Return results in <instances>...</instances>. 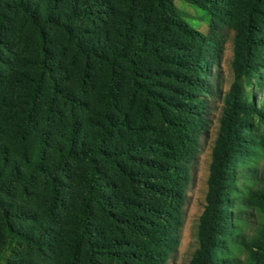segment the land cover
Returning a JSON list of instances; mask_svg holds the SVG:
<instances>
[{
	"label": "trees",
	"instance_id": "16d2710c",
	"mask_svg": "<svg viewBox=\"0 0 264 264\" xmlns=\"http://www.w3.org/2000/svg\"><path fill=\"white\" fill-rule=\"evenodd\" d=\"M136 1L125 0V11H116L112 0H0L6 54L0 84L24 86L16 105L0 97V137L3 113L18 118L9 131L18 146L0 145V218L28 252L29 263L20 264H45L44 252L60 248L64 264H168L179 245L224 29L232 31L233 79L222 99L197 247L187 264H264V99L248 91L264 88V0H185L205 13V34L180 18L172 0H140L133 11ZM7 16L35 39V56H21L19 65L34 70L32 76L16 71L4 79L9 58L17 56L3 38L8 31L2 35ZM51 31L62 36L59 54L51 49ZM66 52L78 59L72 83L60 64ZM94 67L102 68L98 111L79 123ZM53 126L60 142L53 162L43 165ZM31 135L26 150L21 144ZM72 165L80 167L79 188L67 237L44 223L13 233L11 225L32 217L20 208L8 213L11 190L18 188L28 204L40 178L47 194L43 220L55 227Z\"/></svg>",
	"mask_w": 264,
	"mask_h": 264
},
{
	"label": "rangeland",
	"instance_id": "374dc122",
	"mask_svg": "<svg viewBox=\"0 0 264 264\" xmlns=\"http://www.w3.org/2000/svg\"><path fill=\"white\" fill-rule=\"evenodd\" d=\"M176 12L182 20H184L191 28L194 30L205 34L208 30V19L205 13L198 8L197 6L186 2L185 0H172ZM115 3L116 11H125L126 4L125 0H112ZM140 0H137L134 3L132 10L134 11ZM134 14V12L132 13ZM8 17V18H7ZM5 19L6 24L3 25L2 35L8 31L7 36L3 37L4 40L10 45L14 50V53L17 54L9 58L11 67L4 74V79L14 72H21L32 76L34 70L28 66L20 67V58L22 57H34V37H32L25 28H21L18 20L16 18H11L7 16ZM86 25V24H84ZM83 25V26H84ZM6 34V33H5ZM224 40H223V52L221 54V60L219 63H216L210 69L212 73V94L207 96V110L206 118L207 124L205 129L202 131L200 137V147L196 158L193 161L191 168V181L187 189V198L183 209V222L180 229V240L177 250L172 253L168 258V264H187L190 260V257L197 247L196 240V228L198 224V219L201 214V211L204 206V196L206 192V179L208 176V167L211 160V149L216 138L219 118L222 111V99L223 95L229 89V86L232 82V71L230 68V61L232 59V31L229 29L223 30ZM61 34L59 31H51V49L56 54H59L58 42L61 40ZM70 52L62 57L60 61L61 68L63 70V79L68 83H72L75 78V70L78 63V59L70 58ZM0 57H6V54L0 52ZM92 71L93 87L88 89V104L87 107L81 112H78L77 119L79 123H84V120L92 115L94 111H98L96 108V95L98 94V89L102 81V68L94 67ZM19 86H11L10 84L4 83L0 84V97L3 96L11 104L16 105L20 98H22L24 92L23 84H17ZM48 81L44 82L42 88V93L40 95V108L44 104L45 99L48 96ZM251 91L257 100L264 99V88L251 87L248 89ZM13 111V109H11ZM17 113L6 112L3 113V118L1 119L2 125V135L0 137V145H5L9 149L17 147V143L14 144L9 131L13 130L18 123ZM59 126H53L51 128V139L50 144L47 146L41 156L39 162L43 165H49L53 162L54 155V146L56 143H59L60 140L54 132L57 133ZM83 130H81L80 134ZM86 132L85 135H88ZM33 133V132H32ZM84 136V135H83ZM83 136L78 137V139ZM88 142V140H86ZM32 142V135L21 144V147H25L26 150L30 149ZM259 169L264 170V159L259 164ZM71 175L72 181L70 183V192L66 195V208L62 216H60L58 224L54 227L46 224L42 216V208L46 199V187L44 182L40 178H34V184L31 187V195L29 197V203H25L22 197L18 192V188H13L10 192L11 198L8 200V213L13 211L15 208H20L25 212H30V217L25 221L15 222L12 226L14 230L13 233H16L19 230H25L27 228L33 230L37 226L41 227V224H45L51 232L55 233L59 238L64 239L69 234L73 214V206L75 203L76 195L78 193V183L77 175L80 172V167L77 165L71 166ZM5 201L7 198H2ZM36 213V214H35ZM45 221V222H44ZM28 252L25 250L23 244L20 242L18 237L14 235H9L5 230L1 218H0V264H20L29 263L30 258L27 256ZM44 263L45 264H64V252L63 249H53L51 252H44ZM40 264V263H38Z\"/></svg>",
	"mask_w": 264,
	"mask_h": 264
}]
</instances>
